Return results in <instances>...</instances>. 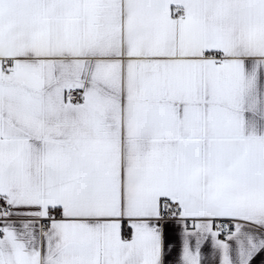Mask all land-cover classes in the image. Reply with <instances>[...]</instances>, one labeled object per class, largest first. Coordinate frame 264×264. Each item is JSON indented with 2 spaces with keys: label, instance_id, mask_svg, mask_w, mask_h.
<instances>
[{
  "label": "snow or ice",
  "instance_id": "6c2138e0",
  "mask_svg": "<svg viewBox=\"0 0 264 264\" xmlns=\"http://www.w3.org/2000/svg\"><path fill=\"white\" fill-rule=\"evenodd\" d=\"M0 264H264V0H0Z\"/></svg>",
  "mask_w": 264,
  "mask_h": 264
}]
</instances>
